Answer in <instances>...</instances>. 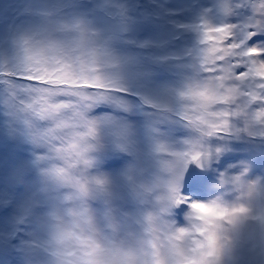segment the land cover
Instances as JSON below:
<instances>
[{
	"label": "rangeland",
	"instance_id": "374dc122",
	"mask_svg": "<svg viewBox=\"0 0 264 264\" xmlns=\"http://www.w3.org/2000/svg\"><path fill=\"white\" fill-rule=\"evenodd\" d=\"M193 1L94 0L92 6H85L84 0H0L3 5L17 4L22 14L25 8L30 10L23 17H15L12 12L14 15L7 23L0 20V199L16 196L9 210L0 215V264L5 255L6 234L29 208L30 201L38 203L41 198L50 199L52 205L37 220L40 210L29 208L33 217L31 226L21 242L9 247L13 264H67L54 259L63 257L52 253L51 248L57 247L55 241L62 233H68L71 224L76 232L85 234L91 245L90 251L86 248L84 253L89 251L88 255L103 264L100 253L117 248L116 241L121 234L136 225H151L154 223L151 219H162L147 211L158 203L156 197L162 191V184L169 185L162 214L174 229L195 227L198 236L192 237V252L197 257L209 264H262L257 262V257L264 255V241L250 235L264 230V215L258 224L248 223L245 217L264 214L263 157L249 160L241 170L238 175L245 176L244 182L226 179L216 172L219 170L216 165L210 179L223 182L224 189L212 193L210 187H205L196 193L185 192L189 195V205L180 212L177 208L168 210L175 203L176 191L192 171L189 165L193 157L209 145V132L196 119V102L182 97L184 93L199 90L208 78L201 77L198 68L186 71L187 67L180 62L167 64L166 70L162 65H155L163 56L186 53L192 40L183 38L164 47L154 44L170 39H167L168 23L197 20H208L210 26L234 23L217 14V8L211 10V0H202L192 13L184 12L183 8ZM216 1L224 11L226 0ZM259 2L253 1L251 8L240 15L241 23L248 25L256 18ZM138 4L156 11L162 22L140 32L142 41L155 42L142 47V51L133 43L137 34L133 37L125 31L132 28L133 20L125 21L121 11H131ZM162 7L170 11L172 20L166 23L161 16ZM115 11L119 13L114 15ZM5 33L6 38L2 37ZM200 35L197 33V37ZM20 39L23 49L13 55L11 50L18 51ZM29 59L40 64L43 71L39 76L50 77L46 81L49 84L58 85L52 78L56 77L60 83L65 80L62 85L77 87L49 89L43 82L26 85L6 76L13 70L27 71V67H32ZM33 70L39 69L33 67ZM162 73L165 74L160 76ZM146 78L154 81L148 83ZM94 83L98 84L97 88L83 86H95ZM238 83L245 88L242 81ZM122 85L145 92L149 99L159 101L162 109L140 107V102H146L145 96L139 94L137 100L129 95L130 90L120 94L117 91H121ZM54 91L50 97L52 104H48L44 94ZM101 97L109 101L98 100ZM247 103L244 99L241 106L245 108ZM93 105L97 110L90 113ZM261 108L264 106L249 113L248 123L255 131L264 130V125L259 127L256 123V112ZM62 110L64 113L59 116L58 111ZM179 117L184 120L176 123ZM40 119L46 126L39 123ZM245 123L244 120L235 122L234 129L241 131ZM64 128L66 133H62ZM29 138L32 144L18 147L21 140L27 143ZM223 145L214 142L212 147ZM152 151L156 153L148 155ZM121 152L123 155L119 157ZM81 155L86 161L75 167ZM218 162L220 165L234 161ZM147 169L148 173H143ZM65 179L72 184L62 188ZM154 187L157 193L153 192ZM84 196H89L88 200ZM179 197L185 199L182 193ZM195 201L217 203L229 209L243 206L246 211L227 219L217 218L202 203L199 215L195 216L190 207ZM90 214L94 219L88 218ZM55 215H60L62 222L55 220ZM20 230L24 231L22 225ZM180 230L170 238L184 239V232ZM213 231L217 236L214 244L208 239ZM70 246V242H63L58 248L65 251L61 255L71 253ZM74 261L81 260L74 257Z\"/></svg>",
	"mask_w": 264,
	"mask_h": 264
},
{
	"label": "snow or ice",
	"instance_id": "6c2138e0",
	"mask_svg": "<svg viewBox=\"0 0 264 264\" xmlns=\"http://www.w3.org/2000/svg\"><path fill=\"white\" fill-rule=\"evenodd\" d=\"M258 7L259 11L256 18L238 36L235 34L232 25L218 27L203 25L204 43L207 45L205 66L212 74V78L194 92L193 96L196 101L197 122L203 124L209 135L212 133L223 134L228 129L233 113L223 106L232 105L237 97L264 103V35L260 34L264 33V0H260ZM225 61L228 62L225 63ZM40 63L44 62L41 61ZM28 64L32 65V67H27L29 79L43 82L46 85L45 88L49 89L66 87L31 78L39 76L43 68H40V64L32 59L28 60ZM33 67L39 70L35 71ZM249 80L255 82L254 87L256 90L242 93L237 86L238 82ZM54 94L55 91L51 94H44L48 97V104H52L50 97ZM38 103H44V101H38ZM256 116L264 121V108L258 110ZM198 158L199 154L193 157V159ZM204 182L205 177L192 171L188 174L184 191L196 193L202 190ZM176 203H180V201ZM202 206L199 201L191 204V207L195 210H199ZM206 207L212 215L224 219L246 211L243 206L229 209L217 203H211ZM182 210V207L176 209L177 212ZM195 214L199 215V211ZM209 223L213 222L209 221ZM180 231L183 233L185 230L181 229ZM208 239L210 243H215L217 236L214 231Z\"/></svg>",
	"mask_w": 264,
	"mask_h": 264
},
{
	"label": "clouds",
	"instance_id": "9594fccd",
	"mask_svg": "<svg viewBox=\"0 0 264 264\" xmlns=\"http://www.w3.org/2000/svg\"><path fill=\"white\" fill-rule=\"evenodd\" d=\"M227 179V177H226ZM233 181H245L243 174L232 178ZM162 191L157 197L156 206L148 209L153 216H162V219L151 224L136 225L128 229L127 232L121 234L117 239V248L112 251H106L102 257L103 264H157L155 253L159 251V255L164 258V264H182V257L176 254L177 246L184 253L191 255L194 248L192 237L198 236L195 227L180 228L184 229V239L170 240L173 233H178L180 229H174L168 219L162 214L166 190L161 185ZM200 202V201H199ZM203 204H211L210 202H200ZM191 207V206H190ZM247 207V206H246ZM195 210L191 207V212L196 216ZM99 240V237H97ZM155 244V247L152 245Z\"/></svg>",
	"mask_w": 264,
	"mask_h": 264
},
{
	"label": "trees",
	"instance_id": "16d2710c",
	"mask_svg": "<svg viewBox=\"0 0 264 264\" xmlns=\"http://www.w3.org/2000/svg\"><path fill=\"white\" fill-rule=\"evenodd\" d=\"M11 5H13V6H10V4H8V5H3V4H0V20L2 19H4V20H7L9 17H11V15H14L15 14V16L17 17L18 15L19 16H24L26 13H29V9H27V8H25L24 9V14H22L19 10V6H17V4H11ZM12 12H15L14 14H11ZM21 13V14H20ZM154 21H155V19L152 17H149V20L148 19H144V20H142L141 22H142V24H140V32L141 31H148V30H150V25L152 26L153 25V23H154ZM0 24H1V22H0ZM140 34V33H139ZM27 43V42H26ZM22 44H24L21 40H19V48H18V51L17 52H14L13 51V49L11 50V52H12V54L14 55H17V54H19L21 51H22V49H23V47H22ZM138 44L140 45V46H143V45H148V44H152V42H143V43H141V42H139V40H138ZM137 43H136V41H135V45H136V47L140 50V51H142V49L139 47V45H138ZM49 50V48L48 47H46L45 49H44V51H48ZM163 58L165 59V61H166V63H165V69H166V66H167V64H169V63H172V62H180L179 64L180 65H184V67L186 66L187 68H185V70H189V68H190V66H191V62L192 63H196V64H198V62H196V61H194L193 60V58H191L189 55H187V57H184V56H181V57H178V56H175V55H167V56H163ZM7 62V61H6ZM5 62V63H6ZM8 62H9V60H8ZM10 63V62H9ZM199 66V65H198ZM2 67H6V66H2ZM27 70V69H26ZM13 71H15V70H13ZM13 73V72H12ZM16 73H18V74H20V75H22L23 77H25L24 75H26V73H28L27 71H15V73H13V74H15L16 75ZM5 75V74H4ZM101 81H104V80H101ZM27 85V84H26ZM191 94H193V92H191ZM65 131V132H64ZM64 131L62 130V133H66L67 132V129L66 128H64ZM16 141H17V139H15ZM12 142H14V141H12ZM86 160H84V158L82 157V155L81 156H79L78 158H77V160L75 161V163H76V166H78L79 164H83L84 162H85ZM22 185V184H21ZM8 196V195H7ZM9 197V196H8ZM0 245H1V243H0Z\"/></svg>",
	"mask_w": 264,
	"mask_h": 264
},
{
	"label": "water",
	"instance_id": "95a60500",
	"mask_svg": "<svg viewBox=\"0 0 264 264\" xmlns=\"http://www.w3.org/2000/svg\"><path fill=\"white\" fill-rule=\"evenodd\" d=\"M196 167H199V165H198V164H196Z\"/></svg>",
	"mask_w": 264,
	"mask_h": 264
}]
</instances>
